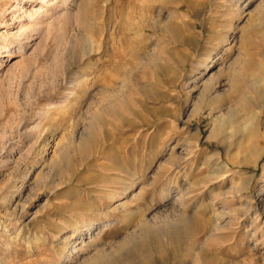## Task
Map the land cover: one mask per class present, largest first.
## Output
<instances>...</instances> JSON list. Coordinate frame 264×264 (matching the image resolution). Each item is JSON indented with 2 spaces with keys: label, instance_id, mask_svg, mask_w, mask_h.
Masks as SVG:
<instances>
[{
  "label": "rangeland",
  "instance_id": "374dc122",
  "mask_svg": "<svg viewBox=\"0 0 264 264\" xmlns=\"http://www.w3.org/2000/svg\"><path fill=\"white\" fill-rule=\"evenodd\" d=\"M146 1L0 0V264H264V0Z\"/></svg>",
  "mask_w": 264,
  "mask_h": 264
},
{
  "label": "bare ground",
  "instance_id": "6f19581e",
  "mask_svg": "<svg viewBox=\"0 0 264 264\" xmlns=\"http://www.w3.org/2000/svg\"><path fill=\"white\" fill-rule=\"evenodd\" d=\"M157 1L159 0H147V7H146V10L150 11V10H154L153 8L157 5H154L153 3H156ZM177 0H172V2L176 3ZM176 5V4H175ZM173 32V31H172ZM227 38H224V41H226ZM209 58H211V56H208ZM213 110V109H212ZM211 110V112H212ZM202 110L199 109V108H196L195 109V114H198L199 112H201ZM237 122L236 121H232V120H229L228 121V124H229V128L230 127H233ZM236 129H239L237 127H235V130ZM218 129L215 130V132L219 133L222 131V128H220L219 130L220 131H217ZM213 138L212 134L210 135L209 139L211 140ZM208 139V140H209ZM220 144L223 145L224 144V140L223 139H220ZM254 155H259V150L258 149H255L253 151ZM245 162H248V161H245ZM207 164L211 167H216V169H219V170H222V169H226V168H229V164L227 163H224L221 161V158L219 156L218 153L216 154H212L210 155V157L208 158L207 160ZM217 171V170H216ZM215 175V174H214ZM131 182H128V184H130ZM127 184V183H126ZM194 184V183H193ZM126 193V190L125 191H122L118 196H123L124 194ZM188 192H184L183 195H186ZM182 197V196H181ZM183 227V226H182ZM190 227L191 226H186L182 229H178V226H177V232L175 233H172L171 236H170V239L171 241H176V242H180V243H184V241H186L185 239H187L186 237L189 235L190 233ZM173 229V228H172ZM175 229V227H174ZM173 229V230H174ZM165 229H163L164 231ZM171 230V229H170ZM169 230V231H170ZM89 230H87L88 232ZM162 231V232H163ZM168 231V230H167ZM168 231V232H169ZM175 231V230H174ZM171 232V231H170ZM146 234V233H145ZM145 234H142L143 237L141 236H138L136 237L137 238V241H131L130 242V249L127 250L126 252H124V249H119L116 254H114L113 256H109V255H106L104 252H101V254H98V255H95V256H92L90 258H88L87 261H85L87 264H135V258H139L140 259V262L142 263H145V264H150V247L151 246H155L157 251L161 254V258L164 259L163 255H162V247L160 245V243L158 242V239L157 237H146ZM165 234H166V231H165ZM154 235H158V234H154ZM163 236V235H162ZM168 236V234H167ZM83 237H77L76 241L74 242L75 244H78V243H83ZM127 241V240H126ZM177 243V244H178ZM179 246V245H178ZM76 247V246H75ZM129 248V247H128ZM154 248V247H153ZM76 249V248H75ZM152 250V248H151ZM155 251V250H153ZM79 259V257H75L73 259L69 258V261H72L73 263L76 262L77 260ZM171 258L169 256V258H166L164 260V264H166L167 262H170ZM175 260V259H174ZM157 262V260H156ZM159 263V261H158Z\"/></svg>",
  "mask_w": 264,
  "mask_h": 264
}]
</instances>
